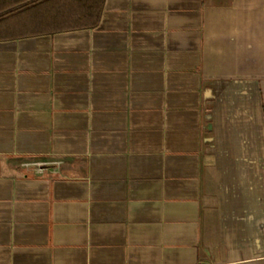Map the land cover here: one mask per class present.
<instances>
[{
  "label": "crops",
  "instance_id": "0c3cea01",
  "mask_svg": "<svg viewBox=\"0 0 264 264\" xmlns=\"http://www.w3.org/2000/svg\"><path fill=\"white\" fill-rule=\"evenodd\" d=\"M0 264H264V0L0 39Z\"/></svg>",
  "mask_w": 264,
  "mask_h": 264
},
{
  "label": "trees",
  "instance_id": "16d2710c",
  "mask_svg": "<svg viewBox=\"0 0 264 264\" xmlns=\"http://www.w3.org/2000/svg\"><path fill=\"white\" fill-rule=\"evenodd\" d=\"M105 0H0V39L96 27Z\"/></svg>",
  "mask_w": 264,
  "mask_h": 264
},
{
  "label": "built area",
  "instance_id": "2783aa9c",
  "mask_svg": "<svg viewBox=\"0 0 264 264\" xmlns=\"http://www.w3.org/2000/svg\"><path fill=\"white\" fill-rule=\"evenodd\" d=\"M26 168L33 169L37 173H43L47 163L40 161H28L23 164Z\"/></svg>",
  "mask_w": 264,
  "mask_h": 264
}]
</instances>
